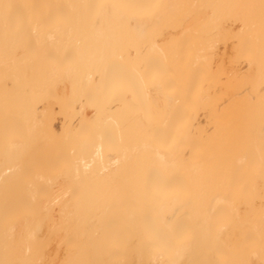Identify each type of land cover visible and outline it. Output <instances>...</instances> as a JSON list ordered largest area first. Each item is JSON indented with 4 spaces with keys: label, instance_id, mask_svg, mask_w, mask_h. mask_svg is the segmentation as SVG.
I'll return each instance as SVG.
<instances>
[{
    "label": "bare ground",
    "instance_id": "1",
    "mask_svg": "<svg viewBox=\"0 0 264 264\" xmlns=\"http://www.w3.org/2000/svg\"><path fill=\"white\" fill-rule=\"evenodd\" d=\"M0 264H264V0H0Z\"/></svg>",
    "mask_w": 264,
    "mask_h": 264
}]
</instances>
